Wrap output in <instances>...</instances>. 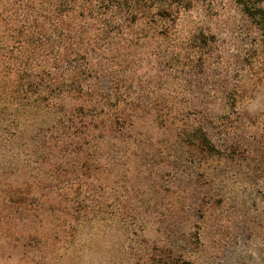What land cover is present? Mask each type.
I'll list each match as a JSON object with an SVG mask.
<instances>
[{
  "label": "rangeland",
  "instance_id": "obj_1",
  "mask_svg": "<svg viewBox=\"0 0 264 264\" xmlns=\"http://www.w3.org/2000/svg\"><path fill=\"white\" fill-rule=\"evenodd\" d=\"M0 264H264V0H0Z\"/></svg>",
  "mask_w": 264,
  "mask_h": 264
}]
</instances>
